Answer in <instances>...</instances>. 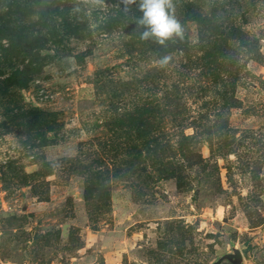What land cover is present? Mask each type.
<instances>
[{
    "label": "rangeland",
    "instance_id": "374dc122",
    "mask_svg": "<svg viewBox=\"0 0 264 264\" xmlns=\"http://www.w3.org/2000/svg\"><path fill=\"white\" fill-rule=\"evenodd\" d=\"M139 2L0 0V264H264V0Z\"/></svg>",
    "mask_w": 264,
    "mask_h": 264
},
{
    "label": "clouds",
    "instance_id": "9594fccd",
    "mask_svg": "<svg viewBox=\"0 0 264 264\" xmlns=\"http://www.w3.org/2000/svg\"><path fill=\"white\" fill-rule=\"evenodd\" d=\"M136 4V0H125V5ZM173 8L172 0H140L137 10L142 13L138 23L146 26V30L141 34L142 40L156 38V42L164 44L173 36L183 35L180 22L169 9ZM170 56L163 57L159 63L163 66L168 63Z\"/></svg>",
    "mask_w": 264,
    "mask_h": 264
},
{
    "label": "trees",
    "instance_id": "16d2710c",
    "mask_svg": "<svg viewBox=\"0 0 264 264\" xmlns=\"http://www.w3.org/2000/svg\"><path fill=\"white\" fill-rule=\"evenodd\" d=\"M4 21L2 22L0 20V42L5 39L9 41V45L6 47L2 43H0V52L3 53V56L5 57L4 60L12 61V59H15L16 62H24L29 57V55H33V51L35 52V48L33 50V47L29 46V43H27V41H24L30 38L31 36L23 32L21 28H16L17 22L15 20H11L9 18L5 22ZM0 67H2L1 62ZM37 73L38 72L34 70V74H32V76ZM25 74L26 75H24L23 78L20 80L27 81V78L30 77L31 71H28ZM11 79H13V81H17V74H13ZM2 83L4 84V81ZM0 87L4 86L0 83ZM250 247L251 245L249 243L245 251L247 252Z\"/></svg>",
    "mask_w": 264,
    "mask_h": 264
},
{
    "label": "water",
    "instance_id": "95a60500",
    "mask_svg": "<svg viewBox=\"0 0 264 264\" xmlns=\"http://www.w3.org/2000/svg\"><path fill=\"white\" fill-rule=\"evenodd\" d=\"M225 261H228L232 264H242L244 261L243 252L239 248H235L233 253L226 254L214 264H222Z\"/></svg>",
    "mask_w": 264,
    "mask_h": 264
}]
</instances>
